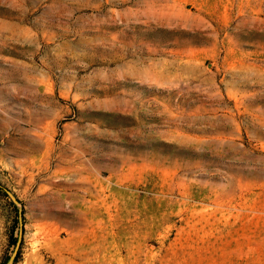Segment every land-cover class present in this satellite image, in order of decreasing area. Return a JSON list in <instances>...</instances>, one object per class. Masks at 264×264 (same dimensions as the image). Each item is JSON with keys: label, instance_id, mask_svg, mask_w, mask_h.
I'll list each match as a JSON object with an SVG mask.
<instances>
[{"label": "rangeland", "instance_id": "374dc122", "mask_svg": "<svg viewBox=\"0 0 264 264\" xmlns=\"http://www.w3.org/2000/svg\"><path fill=\"white\" fill-rule=\"evenodd\" d=\"M8 198L5 264H264V0H0Z\"/></svg>", "mask_w": 264, "mask_h": 264}, {"label": "trees", "instance_id": "16d2710c", "mask_svg": "<svg viewBox=\"0 0 264 264\" xmlns=\"http://www.w3.org/2000/svg\"><path fill=\"white\" fill-rule=\"evenodd\" d=\"M86 118L88 119H104L105 125L110 127H117L121 125H127L130 124L129 120H127V115L123 113H118L114 111L109 110H90L85 113ZM97 117V118H96ZM153 143H158L166 147H174V144L165 140H156L152 141ZM179 150L184 149L181 147H178ZM8 205H9V213H8V223L6 224V241L4 248L2 249L1 257H0V264H5L6 261L9 258V251L10 249L15 245L17 241V233H16V227L18 224V214L19 212L22 213V210H18L17 205L15 202L8 198ZM16 255L13 257V261L10 264H14L16 260Z\"/></svg>", "mask_w": 264, "mask_h": 264}, {"label": "crops", "instance_id": "0c3cea01", "mask_svg": "<svg viewBox=\"0 0 264 264\" xmlns=\"http://www.w3.org/2000/svg\"><path fill=\"white\" fill-rule=\"evenodd\" d=\"M1 161L5 163V159L4 158H2ZM5 223L6 224L8 223V218L6 219V222Z\"/></svg>", "mask_w": 264, "mask_h": 264}, {"label": "water", "instance_id": "95a60500", "mask_svg": "<svg viewBox=\"0 0 264 264\" xmlns=\"http://www.w3.org/2000/svg\"><path fill=\"white\" fill-rule=\"evenodd\" d=\"M11 195V194H10Z\"/></svg>", "mask_w": 264, "mask_h": 264}]
</instances>
